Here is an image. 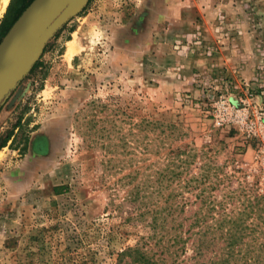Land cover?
<instances>
[{
	"label": "rangeland",
	"instance_id": "rangeland-1",
	"mask_svg": "<svg viewBox=\"0 0 264 264\" xmlns=\"http://www.w3.org/2000/svg\"><path fill=\"white\" fill-rule=\"evenodd\" d=\"M76 8L0 99V264H264L196 253L248 202L264 233V0Z\"/></svg>",
	"mask_w": 264,
	"mask_h": 264
},
{
	"label": "water",
	"instance_id": "water-1",
	"mask_svg": "<svg viewBox=\"0 0 264 264\" xmlns=\"http://www.w3.org/2000/svg\"><path fill=\"white\" fill-rule=\"evenodd\" d=\"M64 1L69 4L57 15V7ZM87 0H33L21 13L0 42V99L28 73L31 65L37 61L49 38L70 18L75 10H80ZM42 32L39 53L17 75L9 78V67L15 63L13 57L21 39Z\"/></svg>",
	"mask_w": 264,
	"mask_h": 264
},
{
	"label": "trees",
	"instance_id": "trees-1",
	"mask_svg": "<svg viewBox=\"0 0 264 264\" xmlns=\"http://www.w3.org/2000/svg\"><path fill=\"white\" fill-rule=\"evenodd\" d=\"M33 0H11L5 16L1 22L0 25V42L3 39V37L6 35V33L8 32V30L11 28V26L14 24V22L18 19V17L21 15V13L25 10V8L32 2ZM41 61L40 58L35 61L27 75L24 78H29L30 76H33V74L35 73V71L41 66ZM19 124L16 125V127H18ZM12 133L8 134L5 138V140L3 141V143L0 145V149L2 147H4L5 143L8 141V139L10 138V135ZM206 180V179H204ZM259 207L258 202H248L246 204V206H244V212H242L239 216V218H235V219H231L229 218V220L227 221L226 219H223L221 221L222 224H226V226L223 225H219V227L216 226L217 230L216 231H210L207 230V233L204 234L203 236L205 237V239L203 241H201L200 244H198L196 246V253H201V250L203 249V251H207L210 250L209 248H212V246L215 243V240L217 239L216 235H214L215 232H219V238L223 241L224 243V248L222 250H224V254H223V258H225V263L230 261L231 258L235 257V254L237 253V250L235 251V249L239 248V246L241 244H244V239L246 237H250L253 236L254 240L256 242L259 241V239H264L263 232H261L260 234H258L255 231V226H257L256 224L250 222V224H248V219L249 217H251L250 215L253 214L257 211ZM253 239V238H252ZM212 244V246H211ZM178 245V242H177ZM259 246H261L262 248L264 247V242H259L258 243ZM249 249V248H247ZM135 252V258L132 260L131 264H150L149 259H147V257L145 256V254L139 250H134ZM216 253V251H214ZM216 256V254H215ZM221 259V258H219ZM256 261V260H255ZM251 259L248 261H245V263L250 264ZM209 264H220V260L217 259H212L210 260Z\"/></svg>",
	"mask_w": 264,
	"mask_h": 264
},
{
	"label": "bare ground",
	"instance_id": "bare-ground-1",
	"mask_svg": "<svg viewBox=\"0 0 264 264\" xmlns=\"http://www.w3.org/2000/svg\"><path fill=\"white\" fill-rule=\"evenodd\" d=\"M7 2H8V0H1V2H0V13L4 10ZM41 35H42V32H40V30H37L35 33H33V34L31 33L30 35L23 37L21 39V42H20L21 44H20L17 52L15 53V55L13 57V62H15V63H13L9 67L10 72L8 74L9 75L8 79H11V77H13L17 74V72L19 71V70H17V66H18V68L23 66V64L27 60L30 59L28 61V63H29L39 53V50H40L39 41H40ZM33 44L35 45V50H36L35 53H33V51H32L33 47H31V45H33ZM23 49H26V50L21 55V51ZM73 51H74V47H73L72 43L68 44L67 56H70L73 53ZM32 53H33V55H32ZM17 61H18V63H17Z\"/></svg>",
	"mask_w": 264,
	"mask_h": 264
}]
</instances>
